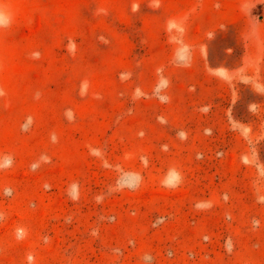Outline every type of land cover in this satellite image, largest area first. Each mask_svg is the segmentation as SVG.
<instances>
[{"label": "rangeland", "instance_id": "rangeland-1", "mask_svg": "<svg viewBox=\"0 0 264 264\" xmlns=\"http://www.w3.org/2000/svg\"><path fill=\"white\" fill-rule=\"evenodd\" d=\"M0 264H264V0H0Z\"/></svg>", "mask_w": 264, "mask_h": 264}]
</instances>
